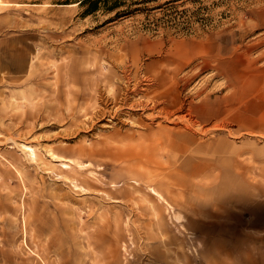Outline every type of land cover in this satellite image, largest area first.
<instances>
[{"label":"rangeland","instance_id":"1","mask_svg":"<svg viewBox=\"0 0 264 264\" xmlns=\"http://www.w3.org/2000/svg\"><path fill=\"white\" fill-rule=\"evenodd\" d=\"M81 1L0 0V264H264V0Z\"/></svg>","mask_w":264,"mask_h":264},{"label":"bare ground","instance_id":"2","mask_svg":"<svg viewBox=\"0 0 264 264\" xmlns=\"http://www.w3.org/2000/svg\"><path fill=\"white\" fill-rule=\"evenodd\" d=\"M122 79H123V80H122ZM121 80H122L121 82H122V85H123V91H122V92H124V94L126 95V97H128L129 94H130V95L132 94V96H133V94L135 95V94L139 93V90H140V89H143V90H144V89L146 88L145 85L143 86V84H141V85L143 86V87H142L138 82H136V83H132V76L130 75V72H129V71H126V70H124V73H123V75H122ZM119 82H120V81H119ZM144 84H146V86H149L151 83H150L149 80L147 79V80L145 81ZM122 85H121V86H122ZM121 88H122V87H121ZM97 90H98V89H97ZM120 92H121V91H120ZM120 92H119V93H120ZM103 93H104V92H103ZM125 95H124V96H125ZM130 95H129V96H130ZM132 96H131V97H132ZM126 97H123V98L125 99ZM134 97H135V96H134ZM123 98H122V99H123ZM137 98H138V97H137ZM127 99H129V98H127ZM127 99H126V100H127ZM132 99H133V97H132ZM135 99H136V98H135ZM104 100H106V99H104ZM117 100H118V99H117ZM129 100H131V98H130ZM129 100H128V101H129ZM106 101H107V100H106ZM128 101H127V102H128ZM102 102H104V101H102ZM121 102H122V101H121ZM121 102H120V103H121ZM133 102H135V104L138 105L137 108H138V107H140V108H144V107H146V106L148 105V104L144 103L145 101H144V102H141V101H138V102H137L136 100H134ZM133 102L130 101V103H133ZM130 103H129V104H130ZM154 103H155V102H154ZM135 104H134V105H135ZM151 104H152V103H151ZM117 105H119V104H117ZM124 105H125V104H124ZM126 105H127V104H126ZM126 105H125V106H126ZM136 105H135V106H136ZM121 106H123V105H121ZM128 106H129V105H128ZM132 106H133V105H132ZM118 107H119V106H118ZM118 107H117V108H118ZM123 107H124V106H123ZM149 107H150V106H149ZM149 107H148V108H149ZM110 108H111V107H110ZM117 108H115V109H117ZM119 108H120V107H119ZM128 108H129V107H128ZM134 108H135V107H134ZM151 108H153L152 105H151L150 109H151ZM104 109H106V107H105ZM110 110H111V109H110ZM112 110H113V109H112ZM134 110H136V109H134ZM144 110H145V109H144ZM152 110H153V109H152ZM103 112H104V111H103ZM120 112H122V111H120ZM100 113H101V112H100ZM122 113H123V112H122ZM124 113H125V112H124ZM126 113H127V112H126ZM224 113H225V112H224ZM113 114H114V111H113ZM113 114H112V115H113ZM139 114H140V113H139ZM143 116H144V115H143ZM153 116H154V115H153ZM167 116H168V115H167ZM111 117H112V116H111ZM116 118H117V116H116ZM149 118H150V117H149ZM168 118H169V117H168ZM119 119H120V118H119ZM116 120H117V119H116ZM152 120H153V119H152ZM150 121H151V120H150ZM120 122H121V121H120ZM152 122H153V121H152ZM166 134H167V133H166ZM169 136H170V135H169ZM170 139H171V138H170ZM161 141H162V140H161ZM169 143H170V142H169ZM151 144H152V143H151ZM161 145H162V144H161ZM30 152H31V151H30ZM158 195H159V194H158Z\"/></svg>","mask_w":264,"mask_h":264},{"label":"trees","instance_id":"3","mask_svg":"<svg viewBox=\"0 0 264 264\" xmlns=\"http://www.w3.org/2000/svg\"><path fill=\"white\" fill-rule=\"evenodd\" d=\"M84 1L85 0H82L81 2H84ZM100 1H102V2L104 1V4H105V0H94L95 6H93V7L91 6L90 9L94 10L96 8L98 2H100ZM121 2H122V0H112V1H110V4L108 5V8L109 9L117 8L118 6H120L122 4Z\"/></svg>","mask_w":264,"mask_h":264}]
</instances>
